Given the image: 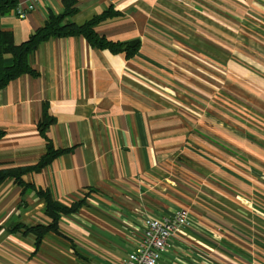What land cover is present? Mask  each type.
<instances>
[{"label": "crops", "instance_id": "1", "mask_svg": "<svg viewBox=\"0 0 264 264\" xmlns=\"http://www.w3.org/2000/svg\"><path fill=\"white\" fill-rule=\"evenodd\" d=\"M0 31L26 41L62 0H18ZM82 25L111 7L96 32L140 41L136 56L96 50L83 37L50 39L30 58L37 76L0 90V168L34 165L45 137L69 149L23 180L69 206L63 239L9 232L47 224L44 200L0 185V264H123L144 217L188 212L161 264H264V0H76ZM89 189L96 192L90 193Z\"/></svg>", "mask_w": 264, "mask_h": 264}, {"label": "trees", "instance_id": "2", "mask_svg": "<svg viewBox=\"0 0 264 264\" xmlns=\"http://www.w3.org/2000/svg\"><path fill=\"white\" fill-rule=\"evenodd\" d=\"M62 5L63 10L58 14L48 11L43 25L36 29L26 41L20 44H15L10 31H0V90L23 75L37 76L36 71L30 65V58L42 43L50 39L83 37L91 48L96 50H107L112 54H123L127 60L134 58L138 53L140 48L139 40L111 42L96 32V27L101 22L119 15V13L114 11L111 7L84 24L76 25L71 21L78 12L76 0H62ZM17 7L18 0H0V13H9ZM53 123L54 119L47 113L46 108H43L38 128L40 134L46 141V147L45 152L34 165L0 168V185L7 180L13 181L21 188L22 195L27 191H34L36 196L45 202L43 214L49 220L47 224L26 225L16 222L7 228L11 233L17 232L23 236L33 237L36 250L40 247L44 238L50 233L69 240V238L61 232L59 221L62 217L78 213L85 206L86 199L89 195L85 194L81 199L72 202L69 206H65L54 200L49 190L38 189L34 185L26 183L23 180L25 175L40 172L57 157L63 154H69L72 151V148H55L45 137L46 129ZM4 134L5 133L0 130V140L3 138ZM89 191L90 193L96 192L94 189H89ZM177 211L178 210L175 212Z\"/></svg>", "mask_w": 264, "mask_h": 264}, {"label": "built area", "instance_id": "3", "mask_svg": "<svg viewBox=\"0 0 264 264\" xmlns=\"http://www.w3.org/2000/svg\"><path fill=\"white\" fill-rule=\"evenodd\" d=\"M36 7L30 3L24 8L17 7L15 15L24 19L29 11ZM190 225L188 212L180 209L171 217L154 219L143 218L137 244L127 255L123 264H161V254L168 242Z\"/></svg>", "mask_w": 264, "mask_h": 264}, {"label": "rangeland", "instance_id": "4", "mask_svg": "<svg viewBox=\"0 0 264 264\" xmlns=\"http://www.w3.org/2000/svg\"><path fill=\"white\" fill-rule=\"evenodd\" d=\"M35 8H36V7H34V9H35ZM34 9H32V10H34ZM32 10H31V11H32ZM31 11H29V12H31ZM29 12H28V13H29Z\"/></svg>", "mask_w": 264, "mask_h": 264}]
</instances>
